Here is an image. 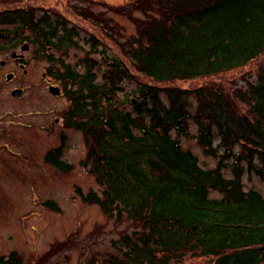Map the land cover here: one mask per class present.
<instances>
[{"label": "trees", "instance_id": "1", "mask_svg": "<svg viewBox=\"0 0 264 264\" xmlns=\"http://www.w3.org/2000/svg\"><path fill=\"white\" fill-rule=\"evenodd\" d=\"M120 10L146 17L136 21L138 35L123 50L138 72L157 83L218 76L264 56V0H133ZM2 18L32 30L47 50L81 48L77 32L59 18L35 21L22 10ZM83 63V72L64 65L60 75L72 105L66 123L83 133L85 163L103 188L102 195L91 191L82 200L137 224L115 242L117 255L106 263L171 264L190 254L212 257L210 264H264V196L243 183L245 169L264 181V70L256 82L234 90L215 84L166 89V103L162 90L149 85L133 91L134 99L121 96L129 72L117 58L101 77L95 60L88 56ZM191 94L198 101L194 116ZM191 117L201 147L218 158L214 169L201 167L173 136L187 134ZM45 161L60 171L71 167L59 149ZM214 192L220 197H211ZM0 264L23 262L12 253Z\"/></svg>", "mask_w": 264, "mask_h": 264}, {"label": "rangeland", "instance_id": "2", "mask_svg": "<svg viewBox=\"0 0 264 264\" xmlns=\"http://www.w3.org/2000/svg\"><path fill=\"white\" fill-rule=\"evenodd\" d=\"M130 1L133 0H0V46L16 39L29 44L26 57L32 64L31 76L22 83L27 89L21 100L0 94V114L10 113L0 122L5 128L4 138L19 153L10 155L6 148L0 150V257L16 253L23 264H107L117 255L115 242L137 229V224L109 217L98 205L82 200V195L91 191L102 195L103 188L85 163L88 146L83 133L66 123L72 105L60 76L64 65L83 72V62L89 56L98 63L101 77L107 64L117 58L129 72L120 85L121 96L134 99L133 91L149 85L162 90L166 103V89L192 91L215 84L234 90V85L246 87L248 82H256L264 70L262 56L242 69L218 76L168 84L152 81L138 72L123 50V46L129 50L131 38L138 35L136 21L146 19L142 12L122 13L120 8ZM18 10L32 12L35 21L47 15L53 21L59 18L77 32L75 39L81 48L47 50L32 30L19 21L6 22L2 18L3 13ZM25 38H34L35 42ZM0 60L5 57L0 55ZM46 79L61 88L60 96L50 93ZM188 101L189 113L194 116L198 101L193 94ZM127 110L133 112L130 105ZM191 118L187 134L175 131L173 136L184 150L198 158L201 167L214 169L218 158L205 153L196 138V121ZM219 142L216 135L214 145ZM51 149L61 150L62 160L71 167L60 171L47 163L45 157ZM219 151L223 153L222 148ZM225 175L232 177L230 170ZM243 183L246 190L254 189L264 196V181L255 172L245 169ZM211 197L218 198L220 194L214 192ZM212 259L189 254L171 264H210Z\"/></svg>", "mask_w": 264, "mask_h": 264}, {"label": "flooded vegetation", "instance_id": "3", "mask_svg": "<svg viewBox=\"0 0 264 264\" xmlns=\"http://www.w3.org/2000/svg\"><path fill=\"white\" fill-rule=\"evenodd\" d=\"M28 50L29 44L25 42L22 43L20 39L13 40L8 44L0 46V55L5 57V60H0V94L5 93L6 95H11L14 100H21L23 98L27 87L22 83L31 76L32 69V64L26 57ZM46 82L49 88L51 86H56L50 79H46ZM35 85L36 84H34V86ZM14 91H22L21 96L19 98L14 97ZM9 114V111L0 114V122ZM4 129L2 124H0V150L6 148L10 155L19 156V153L13 150V144L9 141H5Z\"/></svg>", "mask_w": 264, "mask_h": 264}, {"label": "water", "instance_id": "4", "mask_svg": "<svg viewBox=\"0 0 264 264\" xmlns=\"http://www.w3.org/2000/svg\"><path fill=\"white\" fill-rule=\"evenodd\" d=\"M50 93L54 96H60L62 94L61 92V88L57 87V86H51L50 87ZM22 94V91H14L13 92V96L16 98H19ZM133 104H137L136 101H133Z\"/></svg>", "mask_w": 264, "mask_h": 264}]
</instances>
